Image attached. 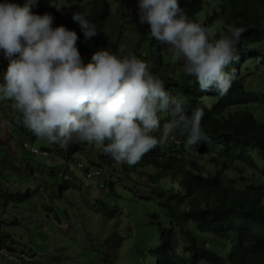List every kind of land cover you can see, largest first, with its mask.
Instances as JSON below:
<instances>
[{
    "label": "trees",
    "instance_id": "obj_1",
    "mask_svg": "<svg viewBox=\"0 0 264 264\" xmlns=\"http://www.w3.org/2000/svg\"><path fill=\"white\" fill-rule=\"evenodd\" d=\"M3 2L5 0H0ZM7 2L23 6L25 0ZM52 2L54 0H37L31 10L39 15L50 14L53 28L63 25L75 31L79 37L76 46L81 56L92 55L104 47L115 51L123 43L128 51L148 63L149 70L165 82V88L171 95L185 97L189 115L197 107L204 110L201 126L209 137L208 141L186 147L187 133L177 129L165 144L149 151L138 165L132 166L131 171L141 168L138 178L148 179V185L139 190L134 187L137 181L133 180L134 192L142 199L155 200L158 205L157 210L150 214V223L157 226L152 241L156 246L153 244L150 253H141V257L145 259L148 256L149 264L154 260L153 264H264V90L256 88L254 81L246 80L254 74H262L259 66L264 67V0H178L190 19L205 26H210L212 21L217 22L211 26L217 37L226 30V25L244 29L237 45L239 61L228 66L229 70H236L237 78L223 96L211 89L201 91L194 77H184L182 62H171L169 46L157 43L150 36L147 24L131 25L132 18L122 11L121 6L112 11L115 0H58L55 10L51 8ZM120 2L129 8V2L137 5L138 0ZM208 4L217 6L213 7L212 13L207 8ZM129 10L138 16V8L133 10L130 7ZM73 12L87 14L95 24L97 35L85 39L79 25L71 19ZM202 12L206 16L211 13L205 21H201L200 14L197 17ZM7 66L8 60L0 50V74L6 71ZM262 79L264 81V77ZM11 103L0 100L4 111ZM161 116L162 128L170 117ZM28 134L36 138L30 131ZM22 143L31 145L26 141ZM52 145L54 150L39 148L48 152L53 169L48 170L41 161L25 160L22 163L29 168L28 172L43 175V183H46L45 179L53 178L55 196H61L64 189L78 180L66 177V174L74 172L70 169L72 164L77 168L83 164L77 153L91 157L88 163L83 164L87 175L97 171L99 180L104 179L105 182L107 172H117L109 168L113 169L118 163L86 143L73 144L67 151ZM56 164L64 168L59 169L54 166ZM119 166L121 174L128 176V168L124 164ZM149 168L155 171L150 172ZM226 171L233 177L226 179ZM60 176L63 180L59 184L57 177ZM165 179H168L165 181L167 184L163 182ZM5 180H9L7 174L1 173L0 202H4L0 205L1 211L7 208L6 205H21L35 197L37 191L34 189L26 187L25 191H11L5 188L4 185H8ZM103 182L100 188L113 189V182L109 180L107 186ZM95 201L99 202L98 199ZM54 216L59 220L56 213ZM121 239L114 241V245L118 246ZM18 244L10 230L0 227V249L5 247L7 251H14ZM30 253L31 260L27 264H40L38 261L41 260L35 257L36 251ZM100 261L106 264V256H101Z\"/></svg>",
    "mask_w": 264,
    "mask_h": 264
},
{
    "label": "clouds",
    "instance_id": "obj_2",
    "mask_svg": "<svg viewBox=\"0 0 264 264\" xmlns=\"http://www.w3.org/2000/svg\"><path fill=\"white\" fill-rule=\"evenodd\" d=\"M36 3H0V50L8 60L0 74V100L12 102L33 136L64 151L86 143L129 166L177 129L187 133L186 147L208 141L201 126L204 110L197 107L189 115L185 97L171 95L145 60L121 43L115 51L93 52L84 63L76 32L53 28L50 14L32 12ZM137 7L138 22L148 25L157 43L169 46L170 60L182 62L184 77H194L201 91L227 94L237 78L228 66L239 61L244 29L226 25L217 37L213 27L190 19L178 0H138ZM71 19L85 39L97 35L87 14L73 12ZM161 114L170 117L162 128ZM24 254L0 249L2 264H27Z\"/></svg>",
    "mask_w": 264,
    "mask_h": 264
},
{
    "label": "rangeland",
    "instance_id": "obj_3",
    "mask_svg": "<svg viewBox=\"0 0 264 264\" xmlns=\"http://www.w3.org/2000/svg\"><path fill=\"white\" fill-rule=\"evenodd\" d=\"M129 4L133 10L138 8L136 4L131 2ZM58 5V0H54L51 8L55 10ZM118 6H121L125 14L130 15L131 25H138V16L132 14L130 7L127 8L124 3L121 4L120 0H115L112 11H117ZM213 7L217 6L207 5L211 13ZM199 14L202 16L201 21H205L210 15L206 16L202 12L198 13L197 17ZM216 23L212 21L210 26L214 27ZM122 41L120 39V42ZM81 57L84 63L91 59L89 54H83ZM260 71L262 74H254L246 80L254 81L256 88L264 90L263 66H259ZM0 112V176L3 173L9 178L5 180L8 185L4 187L10 188L11 191L17 189L25 191L26 187L37 191L34 194L35 197L27 202L21 205H6L7 208L4 211L0 210V227L4 226L5 229L10 230L17 239L19 244L14 246L15 252L18 254H21L22 250L27 252L24 254L27 257L25 263H30L31 258L27 255H31L30 252L35 250V257L41 260L38 261L40 264H101L100 259L104 255L107 258L106 264H149L148 256L143 259L141 255L149 254L154 244L152 241L156 236L157 226L150 223V214L157 210L158 205L155 200L142 199L134 192L133 180L138 183L134 186L136 190L148 185L147 178H138L141 168L137 167L136 170L131 171L132 166L124 164L129 170V175L126 176L121 174V168L117 164L113 169L109 168L111 171L116 170V173L105 174L104 178L107 181L103 182L104 179H101L96 182L94 181L96 177L87 175L83 169V164L88 163L91 157L79 155L80 152L77 153V158L83 163L82 166L77 168L76 164H72L70 169L74 172L66 174L68 179L77 178L78 180L64 189L61 196H55L52 185L55 182L54 179H45L46 183H43V175L40 176L35 171L34 174L28 172L29 168L27 166L25 168L22 163L25 160L41 161L40 163L43 162L47 169L51 170L53 164H50V158L31 154L28 148L23 147L22 142L26 141L36 147L50 150H54L55 146L49 145L43 139L31 138L28 134L29 130L21 123L20 113L11 106L4 111V107L0 104ZM154 135L160 134L156 132ZM54 159L58 161L57 158ZM54 166L59 169L64 168L62 165ZM149 169L150 172L155 171L153 168ZM34 176L36 178H33ZM224 177L229 179L233 176L226 171ZM57 179L60 184L63 176ZM109 180L113 182L112 190L99 187L100 182L107 186ZM167 180L163 182L167 184L168 182H165ZM42 184L46 185L39 186ZM1 203L4 202H0V205ZM47 207L53 209L49 210ZM98 208H104V210L98 211ZM55 213L59 216V220L55 218ZM118 238H122L121 242L115 246L113 242H116ZM16 246L21 248L17 250ZM2 261L0 259V264ZM6 262L13 264L10 260Z\"/></svg>",
    "mask_w": 264,
    "mask_h": 264
},
{
    "label": "built area",
    "instance_id": "obj_4",
    "mask_svg": "<svg viewBox=\"0 0 264 264\" xmlns=\"http://www.w3.org/2000/svg\"><path fill=\"white\" fill-rule=\"evenodd\" d=\"M23 146L28 147L32 154L39 155L43 158H48V152L41 150L39 147L27 145L26 143H24ZM33 148L38 149V152H33ZM94 173L95 174H91V172H90L89 175H93V177L95 176L96 177L95 180H98L99 179L98 177L100 176L99 172L95 171Z\"/></svg>",
    "mask_w": 264,
    "mask_h": 264
},
{
    "label": "bare ground",
    "instance_id": "obj_5",
    "mask_svg": "<svg viewBox=\"0 0 264 264\" xmlns=\"http://www.w3.org/2000/svg\"><path fill=\"white\" fill-rule=\"evenodd\" d=\"M211 116V115H210ZM246 219V218H245ZM248 219V218H247ZM225 222V221H224ZM232 223V222H231ZM237 224V223H236ZM9 241V240H8ZM13 242V241H12ZM13 244V243H12ZM4 249H6L5 247H4ZM8 249V248H7ZM9 250H11V249H9ZM13 250V249H12ZM11 250V251H12ZM15 250V249H14ZM18 250V249H17ZM13 252H15V251H13Z\"/></svg>",
    "mask_w": 264,
    "mask_h": 264
}]
</instances>
